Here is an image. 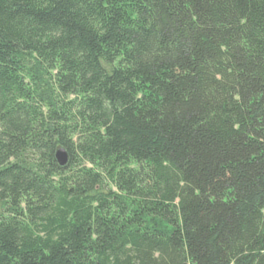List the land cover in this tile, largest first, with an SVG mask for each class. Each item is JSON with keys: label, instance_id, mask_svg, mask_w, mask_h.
<instances>
[{"label": "trees", "instance_id": "1", "mask_svg": "<svg viewBox=\"0 0 264 264\" xmlns=\"http://www.w3.org/2000/svg\"><path fill=\"white\" fill-rule=\"evenodd\" d=\"M0 264H264V0H0Z\"/></svg>", "mask_w": 264, "mask_h": 264}, {"label": "water", "instance_id": "2", "mask_svg": "<svg viewBox=\"0 0 264 264\" xmlns=\"http://www.w3.org/2000/svg\"><path fill=\"white\" fill-rule=\"evenodd\" d=\"M69 154L68 152L60 147L56 152V160L60 167H66L69 164Z\"/></svg>", "mask_w": 264, "mask_h": 264}]
</instances>
